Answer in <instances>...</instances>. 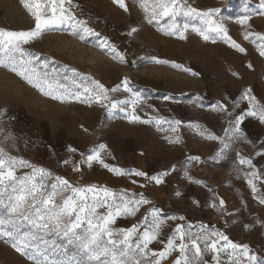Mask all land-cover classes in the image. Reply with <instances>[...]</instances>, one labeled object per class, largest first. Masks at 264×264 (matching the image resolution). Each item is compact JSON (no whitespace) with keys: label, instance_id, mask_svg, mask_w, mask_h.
Here are the masks:
<instances>
[{"label":"rangeland","instance_id":"rangeland-1","mask_svg":"<svg viewBox=\"0 0 264 264\" xmlns=\"http://www.w3.org/2000/svg\"><path fill=\"white\" fill-rule=\"evenodd\" d=\"M126 3L128 12L113 0H74L78 18L87 20L101 38L107 37L125 55L124 63L96 47L97 38L88 36L81 41L66 26L46 32L24 47L38 55L41 62L52 61L50 68H75L109 89L126 77L131 87L146 98V103L137 108V115L152 122L129 123L120 108L110 109L95 103L88 106L77 101L61 103L43 95L9 68L0 66V147L50 172L52 178L46 179V184L60 176L76 187L96 185L117 193L122 190L143 193L152 202L143 205L134 218H118L113 227H130L152 207H157L165 219L161 241H166L180 225L185 231L190 229L193 236L199 235L200 227L204 226L223 233L239 245H244L249 238L263 245L264 203L259 202L264 200V194H260L264 185L260 186L259 181L264 182V124L245 116L240 128L247 139H231V133L225 132L229 128V113L234 117L247 111L248 102L241 99L245 89L250 88V94L264 103V57L259 55L254 35L244 39L249 32L264 33V9L260 7V0H188L190 6L201 11L219 8V18L232 39L246 49V54L221 39H216L215 43L203 40L192 30L193 26H202L195 16L177 17L176 22L181 27L190 26L185 32L186 39L181 40L178 35H165L155 24L146 23L135 0H126ZM242 15L250 16V28L236 22ZM167 23L162 20L160 27L166 28ZM133 26L139 30L129 36ZM33 27V18L20 0H0V30L26 31ZM63 83L73 88L69 81ZM109 95L113 101L130 98L122 88ZM216 102L225 103L229 112L212 111ZM157 117L166 121L179 119L182 123L173 133L168 123L157 125ZM191 124L206 127L221 139H206L199 134L200 130L190 127ZM166 137H179L180 142L169 143ZM101 144L106 145L101 156L110 166L143 171L150 178L170 171L173 165L175 171L164 176V182L157 185L154 180L142 177L116 175L97 162L89 166L87 156ZM225 144L228 146L224 147ZM69 147L77 151L71 153ZM237 153L250 159L253 167L240 165ZM190 156H199L200 161L189 162ZM65 160L70 163L65 165ZM74 167L79 170L74 171ZM15 171L17 176H24L30 175L33 169L17 166ZM185 171L202 184L190 183ZM253 171L257 174L255 177L248 175ZM229 177L243 181L249 191L228 183ZM249 179L256 187L255 192L247 183ZM7 195L5 192V203ZM213 197L222 198L225 207L217 210L218 200L215 201L217 208L210 207ZM194 200L199 201V205ZM169 216L185 219L169 220ZM29 227L24 222L21 231ZM41 236L42 239L34 243L47 249L48 259L56 264H75L74 256L81 264H99L87 260L78 242L68 244V238L62 234L48 232ZM225 243L220 241L217 246ZM150 247L161 250L163 243L155 242ZM232 252L230 247L225 248L219 256L220 264H231ZM177 254L173 253L163 264H171ZM203 259L214 264L211 252H206ZM259 259L257 257L256 264H262ZM0 264L34 262L28 256H21L6 238L0 237ZM241 264L249 262L242 259Z\"/></svg>","mask_w":264,"mask_h":264},{"label":"snow or ice","instance_id":"snow-or-ice-1","mask_svg":"<svg viewBox=\"0 0 264 264\" xmlns=\"http://www.w3.org/2000/svg\"><path fill=\"white\" fill-rule=\"evenodd\" d=\"M20 2L33 18L34 27L26 31L0 30V53H2L0 66L9 68L43 95L61 103L77 101L88 106L95 103L105 108H120L126 113L129 123L152 122L151 119L142 120L137 115V108L146 103V98L131 87L126 77L116 87L109 89L91 77L82 75L75 68L67 66L59 70L50 68L52 61L45 59L41 62L38 55L25 49V45L32 43L42 34L66 26L71 30V34L81 41L88 36L97 38L96 47L110 54L113 59H118L121 63L126 62L125 55L107 37L101 38L100 33L91 28L87 20L78 18L74 11V8L78 6L74 5V0H20ZM135 2L140 5L146 23L155 24L157 30L164 32L165 35H178L179 39H186L185 32L190 26L184 24L181 27L176 22L177 17L195 16L202 26H193L192 30L203 40H211L215 43L216 39H221L239 53L246 54V49L232 39L219 18V8L201 11L190 6L188 0H135ZM113 3L123 11H129L126 0H113ZM260 7L264 9V0H260ZM162 20L168 22L166 28L160 27ZM249 20L250 16L242 15L236 22L242 27L250 28ZM138 30L135 26L131 27L128 35L131 36ZM251 35L256 37L254 43L259 55L264 57V33L249 32L245 34L244 39H249ZM155 62L166 63L159 60ZM176 67L180 66L176 65ZM248 67L251 68L252 65L248 64ZM184 71L191 70L184 69ZM63 81H69L73 88H69ZM121 88L129 94L130 98L113 101L109 93H115ZM251 92L250 88L245 89L241 96V99L248 102L245 113L234 117L229 113V128L225 129V132L231 133V139H247L240 128L245 116L254 117L264 124V103H261L254 94H250ZM165 99L171 98L165 97ZM212 111L228 113L229 109L225 103L216 102L212 105ZM165 122L169 124V129L173 133L178 131L182 123L179 119L166 121L162 117L155 118L157 125ZM190 127L200 130L199 134L206 139H221L209 132L206 127L201 128L199 124H191ZM166 139L169 143L180 142L179 137H166ZM227 146V144L224 145V147ZM105 148L106 145L101 144L98 149L91 151V154L87 156L89 166L92 162H97L116 175L142 177L154 180L157 185L164 182V176L175 171V165H173L170 171L150 178L143 171L119 169L105 163L101 156ZM68 151L75 153L77 149L69 147ZM237 158L240 165L253 167L250 159L240 157L239 153ZM191 161L199 162L200 157L190 156L189 162ZM63 163L67 165L70 160H65ZM17 166L29 167L33 171L30 175L17 176L15 171ZM73 170L78 171L79 168L74 167ZM248 175L255 177L257 174L253 171ZM37 176L40 177L39 180ZM185 176H188L187 171ZM50 178L52 174L44 168L14 157L6 152L4 147H0V237L6 238V242H9L17 253L28 256L34 264H56L55 261L48 259L47 249H41L34 243L42 239V233L48 232L62 234L68 238V244L78 242L77 246L87 260H95L99 264H163L173 253H178V256L171 261V264H209L203 259L206 252L212 253L214 264H220V253L229 247L233 250L231 264H241L242 259H247L249 264H256L257 258L250 254L248 245L236 244L223 233L204 226L200 227L199 235L193 236L190 229L185 231L183 226L178 225L166 241H161L165 219L157 207H152L146 215L130 227H113L118 218H134L143 205L152 203L143 193H131L127 190L117 193L107 187L98 188L96 185L76 187L68 179L60 176L54 178L55 182L46 184L44 181ZM188 179L190 183L202 184L201 181L194 180L190 176ZM132 183L135 184L136 181L133 180ZM247 183L255 192L256 187L252 180H247ZM139 186L146 187V185ZM5 192L8 193L7 203H5ZM216 200L219 201L217 210L225 207V201L219 197H213L210 207L217 208ZM193 202L199 205V201ZM260 202L264 203V200ZM101 209L103 211H100ZM167 219L184 220L185 217L169 216ZM24 222L30 226L27 231H21ZM78 229L80 231H77ZM178 239L179 243H177ZM220 241L226 243L218 247ZM155 242L163 243V248L161 250L151 248L150 245ZM237 249L239 252L236 251ZM101 257L104 258L101 259ZM72 259L75 264H81L75 256Z\"/></svg>","mask_w":264,"mask_h":264},{"label":"crops","instance_id":"crops-1","mask_svg":"<svg viewBox=\"0 0 264 264\" xmlns=\"http://www.w3.org/2000/svg\"><path fill=\"white\" fill-rule=\"evenodd\" d=\"M231 181H229L228 183L230 184H234L235 186H237L238 188L242 189L244 192L249 191L248 189L245 188L246 184L243 181H237L236 179L229 177ZM264 185V182L259 181V185L261 186ZM264 189V188H263ZM260 194H264V190H262V192ZM261 203V202H259ZM261 210V209H259ZM184 222V221H183ZM260 224V223H259ZM261 225V224H260ZM247 239V238H245ZM233 242L236 243V241L233 239ZM245 244L244 245H248L249 250H250V254L255 256L256 258L259 257L261 259H259L260 262H262V264H264V249H262V246L260 243H258V241L256 240H252L251 238L245 240ZM263 242V241H262ZM237 244V243H236ZM264 247V246H263ZM224 252V251H223ZM223 252H221L223 254ZM178 255V254H177ZM175 259V257L173 258Z\"/></svg>","mask_w":264,"mask_h":264}]
</instances>
